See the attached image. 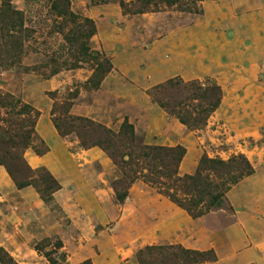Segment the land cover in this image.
I'll use <instances>...</instances> for the list:
<instances>
[{"label": "rangeland", "instance_id": "rangeland-1", "mask_svg": "<svg viewBox=\"0 0 264 264\" xmlns=\"http://www.w3.org/2000/svg\"><path fill=\"white\" fill-rule=\"evenodd\" d=\"M53 1L0 0V95L37 113L22 158L59 187L49 206L34 188L17 190L0 167V249L15 264H138L144 248L169 246L212 252L215 262L201 264H264V0L157 9L140 0H67L66 19ZM98 58L111 71L92 89ZM177 81L220 90L200 130L154 99L156 88ZM81 120L114 134L129 124L142 146L181 147L180 177L194 175L203 158L243 157L253 174L196 219L142 180L118 204L111 185L120 171L101 149L80 145Z\"/></svg>", "mask_w": 264, "mask_h": 264}, {"label": "trees", "instance_id": "trees-1", "mask_svg": "<svg viewBox=\"0 0 264 264\" xmlns=\"http://www.w3.org/2000/svg\"><path fill=\"white\" fill-rule=\"evenodd\" d=\"M140 2L147 8L155 9L159 6H184L182 0H140ZM53 4L55 5L52 8L57 12L58 17L65 19L72 17L67 0H54ZM90 35L92 32L87 34ZM69 36L70 39L66 38L65 41L74 40V35ZM95 61L96 69L89 81L92 89L98 88L103 76L111 71V66L106 60L100 61L98 58ZM169 89L178 91V94L184 98L179 100L180 97L177 96V98L170 97L171 100H163L161 93ZM218 89L213 85L204 86L194 83L182 85L177 81L156 88L153 96L156 103L175 116L181 124L192 130H200L206 126L210 115L220 105L221 93ZM36 118L37 113L29 106L8 95H0V167L6 170L17 190L32 187L37 191L40 199L51 206L53 194L59 191L58 184L44 170L38 172L30 170L22 158L23 152L35 141ZM83 122L87 123L86 126ZM81 123L82 129L77 134L80 145L83 148L101 149L120 171V178L111 185L118 204L126 200L127 191L132 183L142 180L144 184L157 189L190 217L196 219L219 207L232 186L253 174L252 168L243 157L232 158L227 162L203 158L194 175L180 177L179 165L185 155L181 147L142 146L133 136L132 126L126 123L121 126L117 134L88 121L81 120ZM53 125L61 136L66 135L58 120H54ZM36 153L40 155L42 152L36 151ZM136 260L138 264L215 262L212 252L199 253L172 246L144 248L136 254ZM0 264H15L2 249H0Z\"/></svg>", "mask_w": 264, "mask_h": 264}]
</instances>
